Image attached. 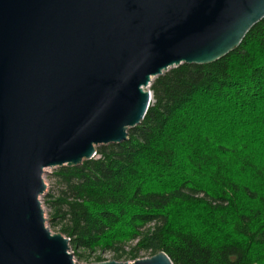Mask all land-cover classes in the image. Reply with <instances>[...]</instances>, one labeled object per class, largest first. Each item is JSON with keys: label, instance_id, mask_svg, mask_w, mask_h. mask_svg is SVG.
Wrapping results in <instances>:
<instances>
[{"label": "water", "instance_id": "obj_1", "mask_svg": "<svg viewBox=\"0 0 264 264\" xmlns=\"http://www.w3.org/2000/svg\"><path fill=\"white\" fill-rule=\"evenodd\" d=\"M263 18L264 0H0V264H80L46 224L45 169L128 141L155 78L224 57Z\"/></svg>", "mask_w": 264, "mask_h": 264}, {"label": "trees", "instance_id": "obj_2", "mask_svg": "<svg viewBox=\"0 0 264 264\" xmlns=\"http://www.w3.org/2000/svg\"><path fill=\"white\" fill-rule=\"evenodd\" d=\"M149 89L128 141L54 170L49 227L86 261L264 264V18L224 57Z\"/></svg>", "mask_w": 264, "mask_h": 264}, {"label": "rangeland", "instance_id": "obj_3", "mask_svg": "<svg viewBox=\"0 0 264 264\" xmlns=\"http://www.w3.org/2000/svg\"><path fill=\"white\" fill-rule=\"evenodd\" d=\"M207 107H210V103H208L207 104ZM54 168H47V169H45V173H44V175H43V179H44V182H45V184H46V190H45V192H44V195L45 194H47V193H49V192H52L53 191V189L55 188V186H54V184H53V176H52V174H53V172H54ZM44 195H42L41 197H40V201H41V203H42V207H43V209H44V215H45V217H46V219H47V226L49 227V225H48V222H49V209H48V207H47V205L44 203V201H43V197H44ZM50 228V227H49ZM50 230H52L53 232H57L54 228H50ZM72 251V250H71ZM73 253V252H72ZM96 255H99L98 253H96L95 255H92L91 256V258L89 259V260H85V258H77L75 255H73L74 256V260L77 262V263H93V259H94V256H96ZM102 258L103 259H105V260H114L112 257H113V255H112V253L111 252H104V253H102ZM140 257L139 258H145V257H149V254L148 253H144V252H142V253H140V255H139ZM120 262H130V261H124L123 259L122 260H120Z\"/></svg>", "mask_w": 264, "mask_h": 264}]
</instances>
